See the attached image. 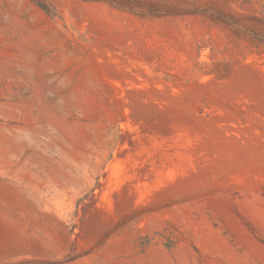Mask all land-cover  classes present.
<instances>
[{
  "label": "rangeland",
  "instance_id": "374dc122",
  "mask_svg": "<svg viewBox=\"0 0 264 264\" xmlns=\"http://www.w3.org/2000/svg\"><path fill=\"white\" fill-rule=\"evenodd\" d=\"M0 264H264V0H0Z\"/></svg>",
  "mask_w": 264,
  "mask_h": 264
}]
</instances>
